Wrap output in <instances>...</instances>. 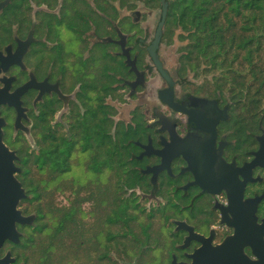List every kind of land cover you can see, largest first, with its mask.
<instances>
[{
    "label": "flooded vegetation",
    "instance_id": "af4514ba",
    "mask_svg": "<svg viewBox=\"0 0 264 264\" xmlns=\"http://www.w3.org/2000/svg\"><path fill=\"white\" fill-rule=\"evenodd\" d=\"M135 1L0 0L16 176L27 193L82 166L115 199L121 159L129 196L155 204L163 227H82L78 264H264V86L191 55L162 0Z\"/></svg>",
    "mask_w": 264,
    "mask_h": 264
},
{
    "label": "trees",
    "instance_id": "16d2710c",
    "mask_svg": "<svg viewBox=\"0 0 264 264\" xmlns=\"http://www.w3.org/2000/svg\"><path fill=\"white\" fill-rule=\"evenodd\" d=\"M166 24L168 30L173 26L181 28L184 32L181 38L189 39L187 49L191 55L203 57L205 63L216 65L221 72H229L235 78L242 72L251 74L247 80H259L264 86V0H170ZM243 64L245 67L240 70ZM121 161L117 198L108 196L106 207L97 208L93 227H135V216L122 196V191L131 185L123 180ZM38 186L28 183V196L22 200L23 204L27 203L22 209L24 214L33 210L34 203L36 223L18 226L25 236L19 244L9 242L4 247L10 246L17 260L24 264H51L50 257L56 255L60 239L75 233L79 241L80 228L87 225L81 215L82 203L89 197L77 195L69 206L54 209L42 201L43 193ZM108 192L111 194L110 189ZM94 195V200H102L99 192ZM114 200L117 207L113 206ZM28 227L32 230H27Z\"/></svg>",
    "mask_w": 264,
    "mask_h": 264
},
{
    "label": "rangeland",
    "instance_id": "374dc122",
    "mask_svg": "<svg viewBox=\"0 0 264 264\" xmlns=\"http://www.w3.org/2000/svg\"><path fill=\"white\" fill-rule=\"evenodd\" d=\"M140 7H143V2L136 0L134 2L133 9H138ZM154 7H155L154 8L155 11L151 18L152 23L156 22V17L160 13L159 5H155ZM182 45H183L182 42L178 41L176 43V47L177 46L179 47ZM214 66L218 69V66L216 65ZM243 67H245V64L239 66V69L242 70ZM245 76L247 78H250L251 75L245 73ZM249 82H251L254 85L257 82H259V80H249ZM83 170H84V167L82 166L77 167L75 170L76 171L75 177L73 175L70 182H67V181L65 182L62 179H59V180L54 179L53 182L40 184L39 187H41V191L43 193V195L41 196L42 201L47 202L48 205H50L54 209H57L58 207L69 206L72 200L77 195H79V197H82V198L89 197V199L84 200V202L82 203L83 215L81 216L83 217L84 222L87 223L86 227H93L95 225L94 222H95V215L97 214V208L100 210L104 209L108 203V200L113 199L114 197L112 196V194L108 192L109 188L108 189L105 188L106 183L103 181L102 182L103 191L101 193V195H103L102 200L101 201L94 200L95 199L94 194L97 193L100 188L99 183H96V182L94 183V182L89 181V179L84 178V176L82 175L84 172ZM88 182H91L93 185L92 184L88 185ZM122 193H123L122 196L125 199H127L126 202H129L128 204L129 211L135 216V219H136L135 220L136 223L134 224L135 227H146V225H151V227H163L164 221L161 220L159 216L157 215L149 216L151 212L150 206L155 205L154 203H150L149 201L143 200L142 202H140V204L143 205L144 209H141L138 207L139 205L135 202L136 200L132 198L131 196H129L130 195L129 190L126 189L122 191ZM91 195H92V198L90 197ZM108 196H110V199H108ZM26 204L27 203L25 204L21 203L20 209L22 210ZM32 207H33V210H31L28 214L37 215V212L34 210V203L32 204ZM49 212L53 213L52 211H49ZM28 214H25V215H28ZM27 226H30V225H27ZM50 227L49 229H52ZM112 227H118V226L112 225ZM81 228H80V231H81ZM118 228H119L118 229L119 233L125 231L123 227H118ZM26 229L32 230V227L31 228L28 227ZM21 232H22V237H24L26 233H24L23 231ZM77 237L78 236L75 233H73L71 235L69 234L68 236H66L65 239L63 240L60 239V242H59L60 246L59 248L55 249L57 251L56 255H53L50 257L51 264H78L81 238L79 237V241H78ZM123 240H127V239L124 237ZM6 248L11 249L10 246L8 245ZM119 255H122V253L120 252ZM21 264H23V262H21Z\"/></svg>",
    "mask_w": 264,
    "mask_h": 264
},
{
    "label": "water",
    "instance_id": "95a60500",
    "mask_svg": "<svg viewBox=\"0 0 264 264\" xmlns=\"http://www.w3.org/2000/svg\"><path fill=\"white\" fill-rule=\"evenodd\" d=\"M163 2V18L160 27L165 24L168 12V0ZM1 123V121H0ZM18 159L16 152L12 151L3 140L2 125L0 124V252L6 241L20 243L22 232L18 225H34L37 215H25L20 209V204L28 195L16 172L20 170L15 161ZM16 258L8 251L0 256V264H13Z\"/></svg>",
    "mask_w": 264,
    "mask_h": 264
}]
</instances>
